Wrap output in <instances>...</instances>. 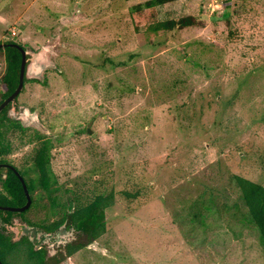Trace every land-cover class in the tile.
I'll return each mask as SVG.
<instances>
[{"label":"rangeland","instance_id":"rangeland-1","mask_svg":"<svg viewBox=\"0 0 264 264\" xmlns=\"http://www.w3.org/2000/svg\"><path fill=\"white\" fill-rule=\"evenodd\" d=\"M143 1L0 0V43L40 68L8 111L25 130L5 135L7 159L30 168L49 141L57 185L101 165L93 178L114 176L115 192L143 190L129 207L117 196L105 234L63 264H264L231 181L264 186V0H179L159 19L204 14V27L138 35L127 13ZM224 3L228 24L211 19ZM19 226L6 227L14 241ZM63 230L52 237L65 246L75 234Z\"/></svg>","mask_w":264,"mask_h":264},{"label":"trees","instance_id":"trees-1","mask_svg":"<svg viewBox=\"0 0 264 264\" xmlns=\"http://www.w3.org/2000/svg\"><path fill=\"white\" fill-rule=\"evenodd\" d=\"M176 1L179 0H145L131 5L127 14L134 33L172 35L204 27L208 19L204 14L159 19L157 8ZM228 7L229 5L224 3L222 14L215 16L216 18L213 16L211 19L225 20L228 24L232 13L228 11ZM5 44L15 43L7 41ZM20 47L24 49L21 45ZM0 53H3L5 58V73L1 79L5 89L1 94V103L15 91L18 85L21 53L12 47L0 49ZM9 109L10 105L0 112V164L5 163L4 157L11 153L10 142L5 136L7 132L18 130L23 137L25 130L7 117ZM33 139L41 141L43 138L35 133L33 138H28V142L31 143ZM39 145L32 157V166L18 170L30 195L29 208L21 213L0 210V261L2 264H63L67 259H72L88 249L90 244L98 241L105 234V211L114 205L117 196L129 207L143 191L137 186L115 192L114 176L100 175V178H93V174L101 173V165H94L83 181L79 179L78 182L72 181L70 186L57 185L50 166L49 141H43ZM29 171H32L35 176L27 177ZM110 181L112 184H108ZM231 181L238 191L239 202L244 208L242 214L245 217L240 218L241 223L245 227L247 225L257 230L260 244L264 248V186L240 176H232ZM104 186L106 188L103 189ZM37 187L41 192L35 194ZM25 202L26 198L18 177L10 171L6 177L0 176V207L20 208ZM16 219L20 222V226L16 233L19 237L14 241L11 233H7L6 227H11ZM24 226L35 228L37 233H43L46 236L53 235L63 226L67 231L73 230L75 238L65 246L60 245L54 255L48 256L46 248H38L23 235Z\"/></svg>","mask_w":264,"mask_h":264},{"label":"water","instance_id":"water-1","mask_svg":"<svg viewBox=\"0 0 264 264\" xmlns=\"http://www.w3.org/2000/svg\"><path fill=\"white\" fill-rule=\"evenodd\" d=\"M9 47L18 49L20 51V53H21V63H20V69H19V81H18V85H17L15 91L12 93V95L9 96L6 100H4L0 104V112L11 101H13V99L19 94V92L23 88V77H24V70H25V64H26V58H25L26 52L19 47V44H5V45H0V48H9ZM39 69L40 68L34 66V64H31L30 70L27 71V73H29V74H36L35 72L38 71ZM87 132L88 133H91V130L90 129H87ZM16 175L18 176L19 181H20V183L22 185V189H23V193H24L25 198H26V202H25L24 206H22L20 208H15V207H0V210L1 211H8V212H12V213H21L24 210H26L29 207V205H30L31 200H30V197H29V193L27 191V187H26V185L24 183V180L17 173H16ZM22 232H23V235H25L27 238H29L32 241V243L35 245V238H36V235H37L36 229L35 228H31V227H23L22 228ZM0 264H2L1 261H0Z\"/></svg>","mask_w":264,"mask_h":264},{"label":"flooded vegetation","instance_id":"flooded-vegetation-1","mask_svg":"<svg viewBox=\"0 0 264 264\" xmlns=\"http://www.w3.org/2000/svg\"><path fill=\"white\" fill-rule=\"evenodd\" d=\"M0 45H5V44H0ZM0 49H4V48H0ZM22 49V48H21ZM22 50H24V49H22ZM25 51V50H24ZM25 58H26V64H25V70H24V77H23V88H24V80L26 79V73H27V63H28V61H27V59H28V55H26L25 56ZM4 73H5V70H4V72H3V74H2V77H3V75H4ZM2 77H1V79H2ZM1 79H0V82H1ZM18 81H19V73H18ZM0 85L2 86V83H0ZM3 87V88H2ZM1 88H0V99H1V94H2V92L4 91V86H2ZM23 88H22V90H23ZM21 90V91H22ZM21 91L19 92V94L13 99V101H11L8 105H10L11 107L14 105V104H16V101H17V99H18V96L20 95V93H21ZM12 94H10L9 96H11ZM9 96H7L4 100H6ZM3 100V101H4ZM2 101V102H3ZM1 102V103H2ZM0 103V104H1ZM7 105V106H8ZM6 106V107H7ZM5 107V108H6ZM4 108V109H5ZM3 109V110H4ZM9 111V110H8ZM8 111H7V115H8ZM2 112V111H1ZM6 158H4V161H6L5 163H2V164H0V169H2V170H4V172L3 173H1L0 172V176L1 177H6L7 175H8V171H10V172H12V173H14V175L15 176H17L16 175V173L18 174V175H20L19 174V172H18V170H19V168H16V167H14V166H12L11 164H10V162H9V160L7 159V157H8V155L7 156H5ZM21 176V175H20ZM18 177V176H17ZM22 177V176H21ZM19 179V178H18ZM23 179V178H22ZM24 180V179H23ZM29 197H30V195H29ZM31 200V199H30ZM30 204H31V202H30ZM24 206V205H23ZM30 206V205H29ZM29 208V207H28ZM27 208V209H28ZM37 231V230H36ZM59 231V230H58ZM64 232H68L67 230H63V231H61V233H64ZM56 233V232H55ZM54 233V234H55ZM43 234V233H42ZM45 235V234H44ZM41 238H46L47 240H49L50 241V243H52L53 244V246H55V248L57 249V248H59L60 247V245H63V244H61L60 242L59 243H57V240L55 239V236H53L52 237V235H49V236H42ZM67 244V243H66ZM35 245L36 246H38L39 245V243H35ZM64 246V245H63ZM41 246H38V248H40Z\"/></svg>","mask_w":264,"mask_h":264},{"label":"clouds","instance_id":"clouds-1","mask_svg":"<svg viewBox=\"0 0 264 264\" xmlns=\"http://www.w3.org/2000/svg\"><path fill=\"white\" fill-rule=\"evenodd\" d=\"M15 44H19V43H15ZM19 47H20V44H19ZM21 48V47H20Z\"/></svg>","mask_w":264,"mask_h":264}]
</instances>
